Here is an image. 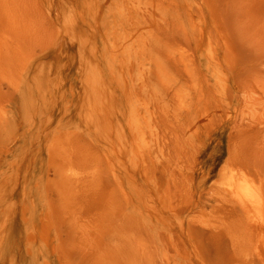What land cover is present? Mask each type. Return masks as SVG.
I'll list each match as a JSON object with an SVG mask.
<instances>
[{
	"label": "rangeland",
	"instance_id": "374dc122",
	"mask_svg": "<svg viewBox=\"0 0 264 264\" xmlns=\"http://www.w3.org/2000/svg\"><path fill=\"white\" fill-rule=\"evenodd\" d=\"M235 125L264 166V0H0V264H264Z\"/></svg>",
	"mask_w": 264,
	"mask_h": 264
},
{
	"label": "bare ground",
	"instance_id": "6f19581e",
	"mask_svg": "<svg viewBox=\"0 0 264 264\" xmlns=\"http://www.w3.org/2000/svg\"><path fill=\"white\" fill-rule=\"evenodd\" d=\"M171 64L181 66L182 60L173 59ZM253 135L244 131L239 126L233 127L231 133L232 144L229 148L230 157L227 164L219 174V181L228 195L245 209L255 202L262 200V178L264 166L254 149ZM165 175V173L163 172ZM170 184H174L176 191L180 192L181 177L169 174ZM181 176L184 172L181 171Z\"/></svg>",
	"mask_w": 264,
	"mask_h": 264
}]
</instances>
